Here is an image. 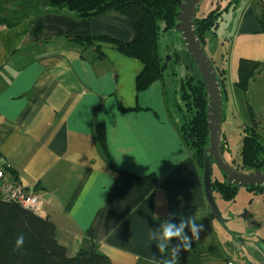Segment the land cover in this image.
Returning a JSON list of instances; mask_svg holds the SVG:
<instances>
[{"label": "crops", "instance_id": "crops-1", "mask_svg": "<svg viewBox=\"0 0 264 264\" xmlns=\"http://www.w3.org/2000/svg\"><path fill=\"white\" fill-rule=\"evenodd\" d=\"M219 1L216 6H228V34L217 47L215 31L207 46L215 65L225 62L223 101L229 100V80L241 109L238 60L264 61V31L251 0ZM0 3V17L9 21L0 22V159L38 194L39 216L55 223L67 256L96 243L114 264H164L181 241L172 238L161 254L150 232L159 239L165 221L178 227L195 217L203 225L199 239L181 250L176 264L232 259L208 209L202 168L180 133L186 116L172 115L169 103L176 95L163 78L137 91L139 60L108 43L101 44L102 55L83 51L70 39L109 35L128 41L129 18L110 11L78 19L50 10L49 0L43 6L36 0ZM252 82L247 102L255 100L264 111V68ZM98 124L105 129L106 151L96 139ZM184 231L191 237L189 226Z\"/></svg>", "mask_w": 264, "mask_h": 264}, {"label": "trees", "instance_id": "trees-1", "mask_svg": "<svg viewBox=\"0 0 264 264\" xmlns=\"http://www.w3.org/2000/svg\"><path fill=\"white\" fill-rule=\"evenodd\" d=\"M251 2L255 8L257 21L264 31V0H251ZM227 7V5L224 7L218 5L212 7L201 17L195 15L196 34L204 48L207 46L208 39L215 35L222 14ZM49 8L54 12L71 14L78 19L97 17L110 11L125 14L133 30V37L128 41L109 35L72 36L70 39L81 46L83 51L93 48L99 55H102L101 44L108 43L123 55L139 60L142 68L135 78L137 91L163 78L166 64L162 62L158 48L160 27L163 31L174 29L177 23L176 15L179 11L176 0H49ZM6 21L5 18L0 17L1 23ZM212 62L215 65L213 60ZM223 64L224 62L219 66L216 65V74L221 85L225 80ZM263 68L264 61L248 58L238 60L235 86L244 95L245 102L248 100L250 82ZM179 92L181 100L189 110H192L191 117H185L180 126V133L191 154L203 169L204 151L208 146L209 132L207 94L201 77L196 81H192L191 77L185 78L181 81ZM251 124L245 128L247 133L242 140L240 163L235 165L234 160L232 163L229 161L233 167L245 172L264 170V142L256 133L258 122L252 119ZM95 134L99 146L106 151L105 129L102 124L96 126ZM227 147V140L221 131L223 154ZM5 171L15 177L13 171L8 169ZM124 174L132 177L127 172ZM222 174L225 177V174ZM149 177L153 179V176ZM237 188L238 186L227 183L226 180L212 179L213 193L218 194L223 200H235ZM246 188L260 193L264 190V185L247 186ZM20 234H23L25 238L24 244L20 249L14 250L15 240ZM0 264L114 263L99 251L96 243L87 249H80L74 256H67L65 247L56 239L55 223L51 219L41 217L15 202L0 198Z\"/></svg>", "mask_w": 264, "mask_h": 264}, {"label": "rangeland", "instance_id": "rangeland-1", "mask_svg": "<svg viewBox=\"0 0 264 264\" xmlns=\"http://www.w3.org/2000/svg\"><path fill=\"white\" fill-rule=\"evenodd\" d=\"M36 1L43 6L45 0ZM216 1L217 3L220 2L219 0H200L195 15L201 17L206 14L212 7L216 6ZM228 18V14L223 13L216 29L215 41L217 47L221 45L224 33L225 35L228 34ZM158 48L162 62L166 64L163 81L166 84L167 91H170L174 96L176 95V98L172 97L169 103L175 106L172 109L173 111L171 110L172 115L174 118H179L180 115L189 118L192 110H189L188 106L181 100L180 84L185 78L191 77L192 81L199 79V69L189 55L182 34L179 31L173 28L163 31L160 27ZM205 51L208 57H213L217 63L218 59L216 60L213 56L211 46H206ZM220 54L221 52L218 55ZM250 84L252 86L253 82L251 81ZM262 84L260 83L257 86ZM226 85L229 100L228 102L223 101L224 118L221 123V131L228 145L224 156L231 163L234 160L236 165L241 161L242 140L247 133L245 128L252 125V119L258 122L256 133L264 142V111L257 109L258 102L255 103V100L253 103L243 100V107L240 109V106H236L234 96L230 93L229 80L226 81ZM211 178L226 180L216 165L212 166ZM214 198L225 219L223 224L215 220L217 233L222 244L232 254V259L238 264H264V190L255 193L244 186H238L235 200H223L218 194H214Z\"/></svg>", "mask_w": 264, "mask_h": 264}, {"label": "water", "instance_id": "water-1", "mask_svg": "<svg viewBox=\"0 0 264 264\" xmlns=\"http://www.w3.org/2000/svg\"><path fill=\"white\" fill-rule=\"evenodd\" d=\"M178 2L177 23L174 29L182 34L188 53L197 65L207 94L208 146L203 160V186L208 209L213 218L225 222L212 189V166L215 164L225 174L226 182L235 186L264 185V170L245 172L236 169L225 158L221 148V123L223 119V94L216 66L208 57L196 34L194 17L200 0H176Z\"/></svg>", "mask_w": 264, "mask_h": 264}, {"label": "clouds", "instance_id": "clouds-1", "mask_svg": "<svg viewBox=\"0 0 264 264\" xmlns=\"http://www.w3.org/2000/svg\"><path fill=\"white\" fill-rule=\"evenodd\" d=\"M195 220V217H192L187 221L182 219L178 227L175 224L165 221L162 224L163 230L160 234L159 239H157L154 231L150 232L149 238L153 241H158L157 247L161 254H163L165 250L169 248V244L167 242L172 240V238H178L181 241V244L171 247L170 258L165 259L164 264H176L181 250L187 251L191 247L192 241L195 239H199V232L200 230H202L203 225H196L194 222ZM186 226L190 227L191 237L184 231ZM24 239L25 238L23 234H20L16 238L14 250H18L23 246Z\"/></svg>", "mask_w": 264, "mask_h": 264}, {"label": "built area", "instance_id": "built-area-1", "mask_svg": "<svg viewBox=\"0 0 264 264\" xmlns=\"http://www.w3.org/2000/svg\"><path fill=\"white\" fill-rule=\"evenodd\" d=\"M5 162L0 159V198L15 202L22 207L41 215L42 201L35 190L27 187L17 178L6 173ZM225 264H238L233 259H227Z\"/></svg>", "mask_w": 264, "mask_h": 264}]
</instances>
